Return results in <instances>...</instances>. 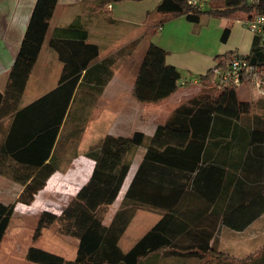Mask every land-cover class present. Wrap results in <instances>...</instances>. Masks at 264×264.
Here are the masks:
<instances>
[{
	"label": "crops",
	"instance_id": "1",
	"mask_svg": "<svg viewBox=\"0 0 264 264\" xmlns=\"http://www.w3.org/2000/svg\"><path fill=\"white\" fill-rule=\"evenodd\" d=\"M35 1L0 0L1 92L6 88ZM159 1L57 0L18 107H25L58 84L63 63L49 45L52 38L95 44L99 53L84 80V72L80 74L67 110L65 136L60 145L62 132H58L50 152L56 167L46 185L57 174L61 175L56 177L57 182L69 181L75 155L86 156L106 134L130 136L141 132L145 140L129 154L130 167L115 199L120 202L117 212L156 126L164 124L177 107L205 92L198 75L215 64L216 56L249 54L254 35L240 20L202 16L192 23L184 16L165 18L154 12ZM72 24L73 30L60 32ZM225 27H229V34L223 40ZM134 41L135 45L127 48ZM149 43L167 51L166 63L178 69L184 88L179 87L158 102H138L132 94L133 83ZM70 52V48L63 50L65 55ZM105 58L110 63L94 66ZM254 86L244 82L237 88L238 99L251 106L248 114L234 120L230 127L224 119L215 121L213 113L197 115L193 142L170 148L177 154L178 167L170 166L172 174L163 178L162 199L170 203L169 209L178 208L184 222L185 228L173 246L181 254L153 252L139 264H264V85ZM10 118L4 119L6 126ZM192 131L189 128V134ZM254 133L258 139L252 142ZM82 170L87 172L81 167L71 172L78 181L76 175ZM3 178L18 185L16 199L22 186ZM46 185L35 198L41 191L51 190ZM147 211L157 215L156 222L163 215L162 211Z\"/></svg>",
	"mask_w": 264,
	"mask_h": 264
},
{
	"label": "trees",
	"instance_id": "2",
	"mask_svg": "<svg viewBox=\"0 0 264 264\" xmlns=\"http://www.w3.org/2000/svg\"><path fill=\"white\" fill-rule=\"evenodd\" d=\"M56 3L57 0L35 1L18 52L9 70L6 88L3 92L0 91V176L12 179L22 186L23 189L16 200L24 203V209H30V206L25 204L33 200L34 195L55 172V158L50 156V152L59 131L62 132L60 142L64 137L62 130L66 123L68 106L80 74L84 72V80L90 64L99 53L95 44L52 38L49 45L58 52L63 63L58 84L25 107H18ZM154 12L163 14L165 18L184 16L192 23H197L202 16L241 21L256 14H264V0H205L202 6L193 4L190 0H160ZM73 29L72 24L60 29V32L66 33ZM228 34L229 27H225L222 39L225 40ZM83 37H86L85 32ZM136 42L130 43L127 48ZM66 48L71 49L69 55L63 53ZM166 55L167 51L161 47L153 43L147 45L138 63L132 89V94L138 102L161 101L181 86V74L175 66L166 63ZM235 56L238 55L228 53L216 56L215 64L224 67L227 61ZM245 58L251 65L264 71V38L254 36L249 54ZM109 60L102 59L94 66H103L110 63ZM198 79L205 92L177 107L164 124L156 126L144 157L114 217L106 222L108 208L115 201L128 173L129 154L144 143L145 137L141 132H134L130 136L106 134L97 147L86 153V156L94 161L90 176L81 186H76L73 197L60 215L41 211L37 216L32 238L37 239L42 229L55 223L62 234L80 240L75 257L66 259L31 246L27 248L25 255L28 261L38 264H139L153 252L165 256L181 254L173 246L177 245V237L181 229L185 228L184 222L178 208L169 209L170 203H165L162 199L163 178L172 174L170 166L178 167L177 154L169 150L171 147L179 148L193 142L197 115L213 113L215 121L224 119L230 127L234 120L248 114L251 108L249 103L238 99V86L216 89L212 85L211 68L205 74L198 75ZM10 116L14 118L11 119ZM7 117L11 120L6 126L4 119ZM21 117L25 121H19ZM38 119L42 120V123H39ZM189 128L193 130L191 134ZM79 133L80 130L75 132V136ZM257 139L254 133L252 142ZM173 192L177 193V189ZM137 208L162 211L163 215L123 251L119 240ZM12 214L13 205L0 202V241Z\"/></svg>",
	"mask_w": 264,
	"mask_h": 264
},
{
	"label": "rangeland",
	"instance_id": "3",
	"mask_svg": "<svg viewBox=\"0 0 264 264\" xmlns=\"http://www.w3.org/2000/svg\"><path fill=\"white\" fill-rule=\"evenodd\" d=\"M261 72L264 73V71ZM180 87L184 88L183 85ZM66 129L67 125L65 123L62 130V137L65 136ZM61 143L62 139L60 145ZM75 157L69 169L70 180L61 183V180L57 182L56 179V177L61 175L57 174L56 177H51L47 185V181L45 182L46 188L49 187L51 190L41 191L37 198L34 197L29 204H25L27 206H32L31 209H24V203L18 202L15 199L14 194L18 192V185L0 176V202L13 205V214L10 217L6 232L0 241V264H38L26 259L25 255L27 248L31 246L58 254L66 259H73L75 257L80 240L62 234L55 223L42 229L37 239L32 238L36 228L37 216L40 212L48 211L57 216L60 215L64 206L73 197L74 194L72 193L76 190V186H81L84 181L88 179L87 174L89 173L88 176L90 175L92 171L90 165H93L94 161L85 155H75ZM70 160L71 159L66 162L70 163ZM79 167L84 168L87 172H83L82 170L83 173L81 175H76L79 178L78 181L75 176H72L71 172L76 169L78 170ZM119 203L120 202L117 200L109 206L106 215L107 223L114 217L116 210L119 208ZM157 218L155 213L149 212L143 208H137L133 218L130 220L119 240L120 248L126 251L148 230L147 228L149 226L156 222Z\"/></svg>",
	"mask_w": 264,
	"mask_h": 264
},
{
	"label": "built area",
	"instance_id": "4",
	"mask_svg": "<svg viewBox=\"0 0 264 264\" xmlns=\"http://www.w3.org/2000/svg\"><path fill=\"white\" fill-rule=\"evenodd\" d=\"M193 4L202 6L205 0H190ZM242 25L252 34L264 38V14H256L251 18L241 20ZM213 75L212 85L216 89L224 86H239L244 82H250L257 88L264 85V73L251 65L245 56H235L227 61L224 67L214 64L211 67ZM184 85V81H179Z\"/></svg>",
	"mask_w": 264,
	"mask_h": 264
}]
</instances>
